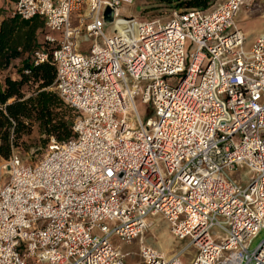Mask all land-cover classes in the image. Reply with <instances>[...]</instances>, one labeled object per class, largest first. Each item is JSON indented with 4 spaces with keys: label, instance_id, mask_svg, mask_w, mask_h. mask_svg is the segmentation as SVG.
<instances>
[{
    "label": "built area",
    "instance_id": "1",
    "mask_svg": "<svg viewBox=\"0 0 264 264\" xmlns=\"http://www.w3.org/2000/svg\"><path fill=\"white\" fill-rule=\"evenodd\" d=\"M136 1L15 0L13 15L43 20L51 50L34 64L50 60L78 116L35 164L0 161V264H125L111 239L130 244L152 216L188 242L169 258L140 243L135 264H182L189 248L188 264H264V241L248 252L264 230V32L245 50L244 0H226L107 37L103 10Z\"/></svg>",
    "mask_w": 264,
    "mask_h": 264
},
{
    "label": "trees",
    "instance_id": "2",
    "mask_svg": "<svg viewBox=\"0 0 264 264\" xmlns=\"http://www.w3.org/2000/svg\"><path fill=\"white\" fill-rule=\"evenodd\" d=\"M159 1L184 13L205 10L214 0ZM46 33L39 17L25 21L11 14L0 20V74L7 73L0 78V161L24 146L34 130L43 146L50 140L64 143L73 138L72 124L78 113L52 91V63L34 64L36 51L51 50L44 41Z\"/></svg>",
    "mask_w": 264,
    "mask_h": 264
},
{
    "label": "rangeland",
    "instance_id": "3",
    "mask_svg": "<svg viewBox=\"0 0 264 264\" xmlns=\"http://www.w3.org/2000/svg\"><path fill=\"white\" fill-rule=\"evenodd\" d=\"M224 1L226 0H214L210 7ZM3 5L4 3L0 0V10H4ZM118 11L119 15L114 18L112 23H101L100 28L107 37L121 35L130 40L136 35L138 24L154 19H159L164 22L170 17V14L174 10L170 8V5L159 0H155L154 2L149 0H138L131 5H122ZM236 17V27L244 36V49L247 50L253 42L251 38L254 37L255 33L257 34L264 30V0L245 3L238 11ZM89 45L90 43L88 42L83 43L80 47V52L86 51ZM9 74L12 73L10 72ZM4 75H7V73H1L0 78ZM52 91L55 92L53 85ZM142 93L143 88L140 87L133 95V99L139 119L143 123L150 117L151 110L150 106L140 103ZM42 140V137L34 130L33 134L25 140V145L18 147L14 151L24 164L33 165L42 159L46 153V148L49 143L43 146ZM232 177L237 181L241 180L242 177L250 178L243 169H238L236 172L232 173ZM263 241L264 230H261L250 242L248 252H254ZM187 242L188 239L184 241H177L174 239L169 234L167 224L156 216L149 217L146 229L139 238L133 240L130 244H125L116 237L111 239V243L118 248L122 254L131 253V257L126 259L125 264L136 263L137 258L135 254L137 253L140 243L153 247L159 254L163 255V257H171L182 250ZM195 253L196 251L192 248L182 252L180 254L181 263L188 264Z\"/></svg>",
    "mask_w": 264,
    "mask_h": 264
},
{
    "label": "crops",
    "instance_id": "4",
    "mask_svg": "<svg viewBox=\"0 0 264 264\" xmlns=\"http://www.w3.org/2000/svg\"><path fill=\"white\" fill-rule=\"evenodd\" d=\"M254 1H256V0H244L243 6L245 5V3L254 2ZM2 2L4 3V5H3L4 10L1 9L2 15H1L0 20H2L3 18L7 17L8 15L13 14L15 0H2ZM118 13H119V11H118ZM236 18L237 17H235V19ZM235 23H236V21H235ZM263 32H264V30H263ZM263 32H261V33H263ZM258 34L259 33H257V34L255 33L254 37L251 38V40L254 41L256 39V37H258Z\"/></svg>",
    "mask_w": 264,
    "mask_h": 264
},
{
    "label": "water",
    "instance_id": "5",
    "mask_svg": "<svg viewBox=\"0 0 264 264\" xmlns=\"http://www.w3.org/2000/svg\"><path fill=\"white\" fill-rule=\"evenodd\" d=\"M114 12L109 8H105L102 12V22L103 24H110L113 22Z\"/></svg>",
    "mask_w": 264,
    "mask_h": 264
},
{
    "label": "bare ground",
    "instance_id": "6",
    "mask_svg": "<svg viewBox=\"0 0 264 264\" xmlns=\"http://www.w3.org/2000/svg\"><path fill=\"white\" fill-rule=\"evenodd\" d=\"M259 34L258 35H260L261 34V32H258ZM152 226V225H151ZM165 257V256H164ZM165 258H169V257H165Z\"/></svg>",
    "mask_w": 264,
    "mask_h": 264
}]
</instances>
